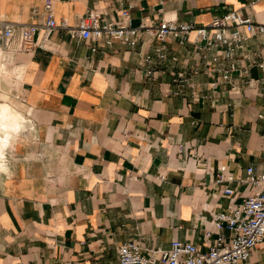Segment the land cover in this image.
<instances>
[{
  "label": "crops",
  "instance_id": "1",
  "mask_svg": "<svg viewBox=\"0 0 264 264\" xmlns=\"http://www.w3.org/2000/svg\"><path fill=\"white\" fill-rule=\"evenodd\" d=\"M43 2L0 0V18L40 24ZM248 2L53 0L52 10L70 26L88 11L115 21L122 8L133 26L208 24L227 9L264 23V0ZM49 37L47 49L0 59V264H117L130 240L143 250L172 239L206 250L213 215L253 192L237 180L248 166L264 171V91H212L215 77L201 73L195 95H173L167 71L147 80L141 67L159 43L178 57L176 70L192 64L189 45L170 38L129 47L63 28ZM221 165L235 179L231 196L212 182ZM236 264H264V241Z\"/></svg>",
  "mask_w": 264,
  "mask_h": 264
},
{
  "label": "built area",
  "instance_id": "2",
  "mask_svg": "<svg viewBox=\"0 0 264 264\" xmlns=\"http://www.w3.org/2000/svg\"><path fill=\"white\" fill-rule=\"evenodd\" d=\"M261 0H249L248 7ZM53 0H44L42 23L0 22V49L11 59L18 52H30L36 48L47 49L49 33L63 28L73 37L103 41L106 45L119 42L135 46L141 36L149 41L163 42L170 38L180 45L188 44L192 64L185 63L181 69L174 67L178 57L159 43L153 53L143 54L141 67L144 78L156 80L159 73L168 72L172 94H183L190 88L195 95L194 78L204 73L215 78L208 82L214 91L224 85L229 95H239L247 90L264 91V23L253 20L238 9H227L216 13L208 24L195 25L161 19L155 25L133 26L127 8H122L115 21L104 20L98 13L88 11L76 25L70 26L66 19L58 23L52 10ZM255 39L256 44L249 42ZM253 46H256L255 49ZM95 48H92L94 51ZM253 68L260 75L253 77ZM204 95L205 100H212ZM259 118L264 119L262 114ZM235 181L226 165L219 166L213 184L222 187L224 196H231ZM237 182L253 188L239 204L230 211H219L213 215L216 237L212 244L202 250L191 241L172 239L167 248L160 246L145 250L135 241H127L117 249V264H236L248 260L254 247L264 241V171L253 166Z\"/></svg>",
  "mask_w": 264,
  "mask_h": 264
},
{
  "label": "rangeland",
  "instance_id": "3",
  "mask_svg": "<svg viewBox=\"0 0 264 264\" xmlns=\"http://www.w3.org/2000/svg\"><path fill=\"white\" fill-rule=\"evenodd\" d=\"M3 20H5V19L4 18H0V22L3 21ZM0 59H1V62L4 63V64H7L8 60H10L2 52H1V58ZM6 82H7V77L5 76L4 73H1V71H0V84H6ZM11 89H13V87H11Z\"/></svg>",
  "mask_w": 264,
  "mask_h": 264
},
{
  "label": "bare ground",
  "instance_id": "4",
  "mask_svg": "<svg viewBox=\"0 0 264 264\" xmlns=\"http://www.w3.org/2000/svg\"><path fill=\"white\" fill-rule=\"evenodd\" d=\"M4 139L0 138V143L3 141Z\"/></svg>",
  "mask_w": 264,
  "mask_h": 264
}]
</instances>
